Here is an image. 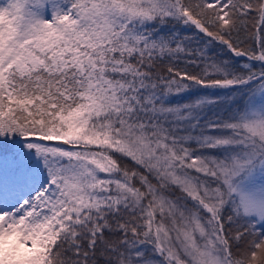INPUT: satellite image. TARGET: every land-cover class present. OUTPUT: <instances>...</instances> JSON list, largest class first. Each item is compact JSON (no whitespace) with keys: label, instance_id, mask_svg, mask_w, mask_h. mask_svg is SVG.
<instances>
[{"label":"snow or ice","instance_id":"snow-or-ice-1","mask_svg":"<svg viewBox=\"0 0 264 264\" xmlns=\"http://www.w3.org/2000/svg\"><path fill=\"white\" fill-rule=\"evenodd\" d=\"M0 264H264V0H0Z\"/></svg>","mask_w":264,"mask_h":264}]
</instances>
